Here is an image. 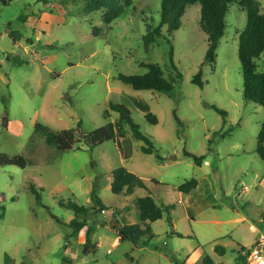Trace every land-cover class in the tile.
<instances>
[{"label":"rangeland","instance_id":"obj_1","mask_svg":"<svg viewBox=\"0 0 264 264\" xmlns=\"http://www.w3.org/2000/svg\"><path fill=\"white\" fill-rule=\"evenodd\" d=\"M3 1L0 154L23 155L28 164L24 169L0 166V264H179L176 258L202 264L206 254L216 264H251L255 256L246 251L242 261L238 255L264 236V160L257 153L264 106L244 97L238 49L246 12L231 6L214 68L203 66L202 88L192 82L208 48L198 4L187 9L172 36L178 78L168 39L157 38L149 48L144 42L148 26L153 29L161 21L162 0H134L110 27L102 21L104 10L86 12V0H66L65 5ZM259 1L264 14V0ZM24 15L39 21L27 23ZM143 63L158 64L166 78L175 79L174 93L135 90L118 79L119 73L145 74ZM256 63L264 71V52ZM115 103L131 110L152 140L153 153L141 150L146 143L128 123H118ZM212 105L226 111L225 120ZM6 113L9 129L3 126ZM110 123L114 139L94 147L86 143L85 133ZM38 124L55 131L75 128V148L58 151L36 134ZM184 150L204 156L202 164ZM120 166L138 171L148 189L137 187L128 197L114 194L111 172ZM95 177L107 209L80 216L95 229L91 245L96 248L85 252L87 227L73 233L69 222L75 212L61 202L91 207L89 181ZM192 178L199 182L197 190L180 193L177 186ZM148 194L161 206L174 205L173 224L165 212L151 223L154 237L148 244L125 240L113 245L118 227L140 222L137 199ZM243 216L245 221L236 220ZM218 244L226 249L223 256L215 251Z\"/></svg>","mask_w":264,"mask_h":264},{"label":"trees","instance_id":"obj_2","mask_svg":"<svg viewBox=\"0 0 264 264\" xmlns=\"http://www.w3.org/2000/svg\"><path fill=\"white\" fill-rule=\"evenodd\" d=\"M38 2L52 3L60 1L61 5L67 3L66 0H37ZM134 0H86V12L91 13L94 11L104 10L102 21L105 25L111 26L113 22L118 19L125 11V8L130 6ZM3 2H6L4 0ZM198 4L200 6L199 24L201 29L208 36V48L205 55V60L201 64L198 72L193 76L192 82L199 87H204V71L203 66L205 63H210L212 68L216 63L217 50L222 38L226 35L227 21L226 17L233 4H237L247 15V23L243 31L239 33V59L242 65L243 74V91L246 100L253 101L256 104L264 106V71H259L256 60L264 52V14L261 12V3L259 0H162L161 8V21L156 27L151 29L148 26L147 34L144 36L145 46L149 48L150 44L154 43L157 38L166 37L170 44V62L171 66L177 71L176 77L181 78L182 74L179 71L177 65L174 62L173 56V40L172 36L177 31L182 23V18L186 14L187 9ZM22 20H27L28 16L21 17ZM165 29V30H164ZM96 29L95 36H98ZM19 64L23 61L18 59ZM143 66L148 68V72L143 75H128L125 73H119L118 79L130 85L135 90H154L160 92H166L168 94L174 93L175 79H168L164 76L163 70L160 65L154 63H143ZM217 112H219L223 119H226L227 113L223 109L212 105ZM112 109L120 113L118 123H128L135 135L139 140H143L146 146H142L141 150L144 153H153L155 146L152 140L145 135L140 126L134 121L131 110L121 103L112 104ZM106 115L109 113L106 111ZM176 116V115H175ZM3 126L6 129L8 127V114L3 116ZM150 119V116L147 115ZM178 122H181L178 116H176ZM82 121L78 122L80 126ZM113 123L108 126H101L89 133L84 134L86 143L94 147L98 144H102L105 141L115 138L116 133L114 131ZM36 134L45 137L46 142L55 146L58 151H69L75 148L77 139V132L75 128L62 129L55 131L49 126L38 124L36 126ZM257 153L264 160V121L261 126V130L258 135ZM184 154L187 157L194 159L197 164H202L204 156H198L193 152L184 150ZM162 159V157H160ZM27 159L23 155H8L6 153L0 154V166L16 165L22 169L27 167ZM111 190L117 195L132 194L137 187L148 189L144 179H142L136 173L130 171L125 166H120L114 169L112 172ZM156 184L161 185L157 180H153ZM168 185V184H167ZM199 182L196 178L185 181L177 186V190L184 194H190L197 190ZM33 192L37 195L38 202H41V195L33 188ZM100 191V178L95 177L92 183L91 189V201L93 205L87 207L80 205L76 202L69 201V203L61 202L62 205L71 208L75 212V217L69 222V226L73 228V233L81 232L85 227L86 241L84 243L85 252H89L90 247L96 248L91 245V234L95 229L92 225H88L87 219H80V216H85L89 213L90 209L101 212L106 210V205L101 201L99 196ZM151 193V192H150ZM137 205L140 212V222L134 224H123L122 227H118V237L120 241L128 240L134 245L141 246L149 243L154 237V233L151 227V223L161 219L166 212L168 214V220L173 224L171 210L174 205L161 206L157 203L155 198L150 194L141 196L137 199ZM4 213L0 214L3 217ZM118 225V222H116ZM182 236L179 233H174ZM194 236H190L193 238ZM94 247V248H93ZM252 250L246 249L244 246L239 251L238 260L245 261L246 256H243L246 251L248 253ZM215 251L219 255H224L226 249L222 245H216ZM179 264H186V261H180L175 259ZM202 264H216L214 259L206 254L204 256Z\"/></svg>","mask_w":264,"mask_h":264},{"label":"built area","instance_id":"obj_3","mask_svg":"<svg viewBox=\"0 0 264 264\" xmlns=\"http://www.w3.org/2000/svg\"><path fill=\"white\" fill-rule=\"evenodd\" d=\"M260 251H264V237H261L259 242L252 248V250L247 254L253 255L251 259L255 256V260L251 264H264V256L261 255ZM249 258V259H250Z\"/></svg>","mask_w":264,"mask_h":264},{"label":"crops","instance_id":"obj_4","mask_svg":"<svg viewBox=\"0 0 264 264\" xmlns=\"http://www.w3.org/2000/svg\"><path fill=\"white\" fill-rule=\"evenodd\" d=\"M32 17L31 16H29V18L28 19H31ZM32 20H33V22H38V21H36L34 18H32ZM30 22V20H27V23H29ZM10 128V122H9V124H8V129ZM127 168V167H126ZM131 171V170H130ZM133 172V171H132ZM134 173H136L137 175L139 174L140 176H141V174L138 172V171H136V170H134ZM142 177V176H141ZM143 179V178H142ZM89 189H92V183L89 181ZM136 190V189H135ZM135 190H134V192H135ZM181 193V192H180ZM131 194H128V195H124L125 197H128V196H130ZM191 195V194H190ZM183 200H184V197L182 198ZM245 219H246V217L245 216H243V217H238V218H236V220H243V221H245ZM140 221V220H139ZM134 224V223H133ZM250 229L255 233V232H258L259 230H258V228L254 225V224H250ZM188 237H190V236H188ZM264 237V236H263ZM119 238H117V240H115V241H113V245H116V244H118L119 242H120V239L118 240Z\"/></svg>","mask_w":264,"mask_h":264},{"label":"water","instance_id":"obj_5","mask_svg":"<svg viewBox=\"0 0 264 264\" xmlns=\"http://www.w3.org/2000/svg\"><path fill=\"white\" fill-rule=\"evenodd\" d=\"M120 227H122V226H120Z\"/></svg>","mask_w":264,"mask_h":264}]
</instances>
